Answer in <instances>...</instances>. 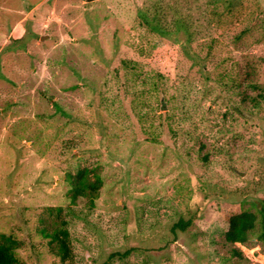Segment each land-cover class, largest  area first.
I'll list each match as a JSON object with an SVG mask.
<instances>
[{
    "label": "rangeland",
    "instance_id": "obj_1",
    "mask_svg": "<svg viewBox=\"0 0 264 264\" xmlns=\"http://www.w3.org/2000/svg\"><path fill=\"white\" fill-rule=\"evenodd\" d=\"M212 1L0 0V232L23 239L25 264H69L33 231L45 205L63 208L74 264H264L261 242L236 243L239 258L224 238L227 216L264 218V0L232 23ZM160 7L162 24L187 18L200 58L216 38L204 70L237 88L141 23ZM78 167L101 179L92 208L69 204ZM180 216L193 220L174 238Z\"/></svg>",
    "mask_w": 264,
    "mask_h": 264
},
{
    "label": "trees",
    "instance_id": "obj_2",
    "mask_svg": "<svg viewBox=\"0 0 264 264\" xmlns=\"http://www.w3.org/2000/svg\"><path fill=\"white\" fill-rule=\"evenodd\" d=\"M221 1L224 8L226 9V12L224 13L222 11L221 13L216 10V2L213 0V7L211 9L213 14L211 17L212 21L218 23L220 17L222 16V18L226 17L230 23L235 22V20L236 22H240V19L234 18L232 20L231 17L233 16L228 18L226 15L231 13V10L235 9L236 7H241L242 0H236L235 3H233L235 0ZM262 7H264V4H262ZM138 13L142 24L149 27L153 32L165 37V39L169 40L170 42H173L174 44L180 43L183 45L182 47L187 50L188 54H191L192 57L198 60L199 64L203 68L202 71L205 75V81L219 83V86L232 91L234 88L239 86L238 81L233 76H224V78H227V80H212L204 70V59L211 54L213 46L217 42L215 37L208 41L206 54L203 56V58H200L192 52L191 47L189 46V42H191L192 39L193 30L191 29L187 18L182 16L174 17L171 22H165V24H162V18H165L166 15L162 13L161 7L156 8L154 12L150 11L147 13L140 11ZM246 31L247 28H242V30L236 34L235 39H240V37L244 35ZM262 35H264V33ZM248 70L249 71L246 72L248 77L256 72V69L251 65ZM236 75H238V73ZM247 82L252 89L258 87L262 88L258 83L256 84V82H252L249 79ZM211 93H213V90L210 91L209 89H206L203 94V98L209 97L211 101H214L213 98L210 97ZM234 94L237 93L234 91ZM256 97L262 98L260 93H258ZM256 97L249 96L248 93H245V95H242L241 101H252L254 107L259 109L260 100L256 99ZM227 99L225 97L226 101ZM230 102L227 101V103L231 104ZM235 107H237L236 109H239L238 106L235 105ZM205 159L206 156L202 158L203 161ZM89 173H92L93 180L89 179ZM65 177L66 181L70 185L68 190V197L70 199L69 204L74 205L79 197H83L87 199V206L92 208L94 206V199L98 196V190L101 186V179L98 173L88 167H78L74 173L67 172ZM35 217L36 222L33 231L36 233V235L44 240L46 251L57 257L61 263L74 264L75 253L70 240V232L67 226V220L64 216L63 208L59 205H45L40 209ZM192 220V217L185 218L180 216L170 226V233L175 238L178 232L186 231ZM226 223L227 229L224 232V238L226 242L234 245L230 250V254L232 256L239 258L244 257L242 250L235 246L236 243L247 245L250 241L256 239L257 241L264 244V218H259L255 212L245 209L238 213L231 214L226 217ZM23 244V239H20L12 231L9 233L0 232V264H25L18 254V249H20ZM134 249L137 248L134 247L127 249L123 255L129 254Z\"/></svg>",
    "mask_w": 264,
    "mask_h": 264
}]
</instances>
